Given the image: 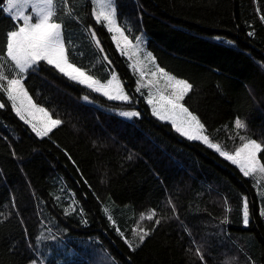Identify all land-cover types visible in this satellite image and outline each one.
<instances>
[{
    "label": "trees",
    "instance_id": "16d2710c",
    "mask_svg": "<svg viewBox=\"0 0 264 264\" xmlns=\"http://www.w3.org/2000/svg\"><path fill=\"white\" fill-rule=\"evenodd\" d=\"M5 2L0 54L17 25ZM68 4L73 14L59 6L58 22L69 60L102 83L116 71L131 99L110 100L41 62L24 85L63 123L40 137L0 93V264H202L196 246L206 264L226 257L264 264V177H245L215 149L156 117L137 90L139 70L95 21L92 0ZM115 6L129 39L146 35L158 64L193 85L183 103L212 142L227 152L240 147L241 137L264 143V0ZM130 109L140 114L120 113ZM237 118L246 128L234 127ZM259 158L264 162V153ZM152 210L153 220L140 219ZM137 227L154 230L133 250L126 240L138 243Z\"/></svg>",
    "mask_w": 264,
    "mask_h": 264
},
{
    "label": "snow or ice",
    "instance_id": "6c2138e0",
    "mask_svg": "<svg viewBox=\"0 0 264 264\" xmlns=\"http://www.w3.org/2000/svg\"><path fill=\"white\" fill-rule=\"evenodd\" d=\"M92 3L95 6L93 11L95 21L107 27L108 31L113 34L112 39L116 41L117 46H131L139 51L137 46L143 44V38L136 37L137 43L133 44L129 36L125 34V28L120 26L117 19L115 0H92ZM61 5L64 6V14L69 16L73 14L68 0H7V6L4 9L17 22V25L14 30L6 33L5 50L3 54H0V93L6 96L19 118L30 125L32 131L40 137L48 136L53 129L63 123L60 119L52 118V114L46 108L37 106L25 88L24 77L30 71L37 70L41 62H46L71 81L101 93L110 100L130 102L131 99L120 84H113L116 79L115 75H112L106 83H102L88 75L85 70L70 63L64 26L62 22H58L61 19L58 14ZM261 20H264V16H261ZM89 31L96 44L99 45L94 30ZM253 34L249 33V35ZM147 56L155 59L151 53H147ZM158 74L164 80V86L170 90V93L164 95L159 88L156 93L149 90L147 102L152 106V112L156 117L170 121L175 130L188 139L202 141L215 149L221 156L237 165L245 177H252L257 173L264 175V162L259 158L260 154L264 153V143L256 139L245 140L241 137L242 143L234 152L221 150V146L211 142L209 136L205 134V126L199 117L182 102L193 89L191 83L167 73L163 68H157L156 72L151 73L153 79L140 86L150 88L153 84H159ZM143 76L144 73L141 71V79ZM4 107L5 104L0 103V108ZM124 115L132 116L139 115V113L127 112ZM234 127L240 130L246 128V125L237 118L234 121ZM173 211L175 212L174 206ZM249 215L248 202L244 198L242 223L245 226L250 222ZM261 215H264V209ZM156 216V211L152 210L147 216L141 214L140 219L153 220ZM109 219L111 220V216ZM161 219H155L154 224L159 225ZM153 230L133 228L138 243L133 245L131 240H126V243L135 250L144 243ZM120 235L123 237V232H120ZM195 254L202 264H206L205 253L201 251L200 246H196ZM235 259V257H226L223 264H231V261ZM31 264H38V261L33 260Z\"/></svg>",
    "mask_w": 264,
    "mask_h": 264
},
{
    "label": "rangeland",
    "instance_id": "374dc122",
    "mask_svg": "<svg viewBox=\"0 0 264 264\" xmlns=\"http://www.w3.org/2000/svg\"><path fill=\"white\" fill-rule=\"evenodd\" d=\"M6 6H7V0L5 2ZM95 7V6H94ZM12 31V30H11ZM140 37L143 38V44L142 45H138L137 47L139 48V51H137L136 48H132L131 46H128V47H119L129 58L130 60L132 61V64L134 66L137 67V69L139 70L140 74H141V71L144 73V76H143V79H141V76H140V79H139V91H143V94L145 95V98L147 100V95H148V92L149 90H151L153 93H156L157 91V88H159V90L161 92H163L164 95H168L170 93V90L169 89H166L164 84V80L162 78H160L159 74L157 76V79H159V84H153L152 86L149 87H141L140 85H143V84H146L148 80H152L153 77L151 75L152 72H156L157 71V68H163L161 67L154 54L149 50L148 48V44H147V36L146 35H141ZM133 44H136L137 42L136 41H132ZM117 44V43H116ZM147 53H151L152 54V57H154L155 59H151L150 57L147 56ZM69 59V57H68ZM70 61V60H69ZM71 64L75 65L74 63H72L70 61ZM76 67H79L77 65H75ZM81 68V67H79ZM82 69V68H81ZM164 69V68H163ZM84 70V69H83ZM165 70V69H164ZM167 73L173 75L172 73L168 72L167 70H165ZM112 75H115L116 79L113 81V84H120L123 88V90L127 93V91L125 90V87H124V84L121 80V78L119 77L118 73L116 71H113L112 72ZM175 76V75H173ZM177 77V76H175ZM112 78V77H111ZM179 78V77H177ZM181 79V78H179ZM26 88V87H25ZM145 88V89H144ZM144 89V90H143ZM29 93V92H28ZM128 94V93H127ZM30 95V94H29ZM129 95V94H128ZM31 96V95H30ZM130 97V96H129ZM131 98V97H130ZM32 100L35 102V104L37 106H40V107H44L42 105H40L39 103H37L33 98ZM183 102V101H182ZM151 106V105H150ZM186 106V105H185ZM45 108V107H44ZM152 108V106H151ZM48 110V109H47ZM190 110V109H189ZM49 111V110H48ZM191 111V110H190ZM50 112V111H49ZM127 112H134V113H139L138 110L136 109H130V110H122L120 111V113L122 115H124V113H127ZM140 114V113H139ZM125 117H127L126 115H124ZM132 116H135V115H132ZM132 116H128V117H132ZM52 118L56 119L55 117L52 116ZM165 121V120H163ZM167 122H170V121H167ZM171 123V122H170ZM206 134V133H205ZM207 135V134H206ZM212 142V141H211ZM214 143V142H213ZM221 150H223L221 148ZM224 151V150H223ZM253 177L255 178H258V181L261 182L262 178L264 177V175L262 174H255ZM259 192H261V189L259 187ZM261 196V195H260ZM262 196L264 197V192L262 193Z\"/></svg>",
    "mask_w": 264,
    "mask_h": 264
},
{
    "label": "bare ground",
    "instance_id": "6f19581e",
    "mask_svg": "<svg viewBox=\"0 0 264 264\" xmlns=\"http://www.w3.org/2000/svg\"><path fill=\"white\" fill-rule=\"evenodd\" d=\"M85 247V246H84Z\"/></svg>",
    "mask_w": 264,
    "mask_h": 264
}]
</instances>
